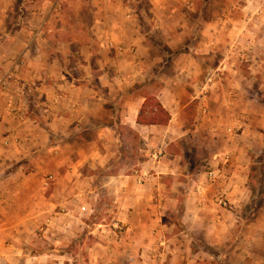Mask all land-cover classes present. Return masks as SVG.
I'll return each instance as SVG.
<instances>
[{
  "label": "rangeland",
  "instance_id": "374dc122",
  "mask_svg": "<svg viewBox=\"0 0 264 264\" xmlns=\"http://www.w3.org/2000/svg\"><path fill=\"white\" fill-rule=\"evenodd\" d=\"M40 1L44 7L48 5L41 14V24L44 20L48 24L52 16H74L83 10H74L78 0ZM167 1L177 6L165 11V24L155 21L156 12L147 7L149 0H131L137 8L129 4L113 8L116 20L112 19L103 34L129 38L120 42L118 38L109 39L107 43L112 53L125 50L129 54L132 49L130 58L136 55L137 64L132 65L131 73L135 85L127 91L136 102L152 95L175 105L178 116L172 124L176 131L168 134L170 138L165 133H151L148 140L123 135L118 151L113 147L111 169L93 172L130 183L135 180L132 175L138 177L136 171H147L144 176L151 184L147 191L149 212L146 216L136 214L134 223L145 220L159 227L161 238L169 242L166 250L165 246L161 250L167 256L166 263L172 249L180 247L182 251L189 246L191 256H185L181 264H264V0ZM110 10L103 14L111 15ZM8 12L12 17L6 31L19 27L11 20L28 14L25 6ZM95 16L100 13L93 8L79 13L81 24H89L88 31ZM67 19L74 26L75 22ZM46 24L42 28L48 34L52 25ZM111 32L114 34L109 35ZM138 38L143 45H131ZM204 108L207 112L201 115ZM5 138L0 136V264H134L117 249L118 243L131 239H127L129 224L120 212L116 214L110 208L122 205L123 199L109 202L107 196L101 200L95 192L85 201L75 199L69 215L60 210L55 211L57 215L52 213L48 199L54 190V177L63 176V164L74 161L76 153L67 150L58 161H52V166L59 169L46 186L51 172H47L42 157L29 153L23 160L9 159L13 157L3 146ZM159 149L164 150L159 161L165 166H152L151 156ZM215 165L222 171L219 181L209 186L212 204L202 214L190 202L193 219L189 224L196 233H188L178 223L184 208L183 185H176L172 191L165 185L173 179L189 181L190 177L206 183L216 179L208 175ZM81 167L70 170L67 176L74 180L89 172ZM230 179L235 185L232 198L229 190L225 191ZM168 192L175 198L166 197ZM141 238L133 239L138 242ZM44 251L52 256L30 260ZM152 254L155 250L150 246L147 256ZM139 256L137 253V261Z\"/></svg>",
  "mask_w": 264,
  "mask_h": 264
},
{
  "label": "crops",
  "instance_id": "0c3cea01",
  "mask_svg": "<svg viewBox=\"0 0 264 264\" xmlns=\"http://www.w3.org/2000/svg\"><path fill=\"white\" fill-rule=\"evenodd\" d=\"M133 3L131 0H78L74 10L77 12L80 7V10H83H79L76 15L52 16L47 19L48 24L45 20L41 24V14L48 5L44 7L40 0H30L26 3L20 0H0V80H4L7 72L14 70L11 79L4 80V91L0 88V136L5 135L4 140L17 139L16 143L3 145L4 148H9L8 154L13 157L9 159L23 160L29 153L37 154V158L42 157L47 172H51L46 179V186L56 179L52 184L53 193L48 199L52 213L60 210L64 212L63 215L71 214L72 202L75 199L85 201L90 193V196H93L98 192L101 200L107 196L109 202L116 199V202L120 203L121 198L124 200L122 205L110 208L112 212H120V215L125 217L123 221L129 224L127 239H131L127 243H118L117 249L123 250L122 256L126 254V261H132L134 264H165L167 256H163L161 250L163 246L166 250L169 242L161 238L159 227L150 226L145 220L134 223L136 214L146 216L149 212L147 207L150 195L147 191L151 184L147 183L144 176L147 171L141 170L140 174L136 171L138 177L132 175L135 180L130 183L120 177L98 176L93 172L96 169H111L110 161L115 155L113 147L116 146L117 150L118 146H121L120 138L123 135L134 134L148 140L151 133H165L168 136L176 131L175 124H172L174 116H178L176 106L162 97L156 98L169 114L167 125H140L136 122L144 97L136 102L127 91L128 87L135 85L131 73L134 71L132 65L137 64L136 55L135 58H130L134 55L131 53L132 49L129 54H126L125 50L112 53L108 49L109 39L112 41L118 38L103 34L104 28L112 23V19L116 20L113 8L121 7V4L133 7ZM24 6L28 10L27 17L14 18L11 21L19 27L6 31V26L11 23L8 18L10 20L12 17L8 11L21 10ZM173 6L176 7L177 3L175 5L167 0H149L147 7L151 12H156V22L165 24L168 14L165 11ZM88 8L96 9V13H100V16H95V23H92L90 31L89 24L82 25L79 18V13ZM105 10H110L111 15H104L103 12H107ZM67 18L75 22L74 26L70 25ZM45 24L52 25L48 34L42 28ZM95 27H98L99 31L95 32ZM112 34L114 32L109 35ZM131 38L134 39L133 36ZM120 39L125 41L129 38L123 34ZM132 43L131 45L138 47L143 45L141 38L132 40ZM99 45L102 48H99ZM206 112V108L202 109L201 115ZM67 150L76 153L78 157L63 164L66 169L62 177L53 178V172L57 171L59 166L58 169L52 166V161H58L60 154ZM162 150L152 154L149 161L152 166L156 163L163 165L159 161L165 148ZM227 161L229 160H224L225 163ZM80 166L87 167L89 172L74 180L67 176L70 170H77ZM221 171L217 165L213 166L208 173L216 177L210 179L212 182H198L190 177L189 181L179 183L173 179L165 185L167 190L171 191L176 185H183L181 201L184 208L180 212L178 223H181L186 232L196 233L195 228L189 224L193 219L190 202L193 201L196 212H207L212 204L209 186L219 181ZM163 183H166L165 180ZM160 186L161 184H158V189H161ZM234 186L230 179L225 190H229L230 198ZM150 194L155 195L153 191ZM165 195L175 198V195L169 192ZM98 227L105 225L99 224ZM135 237L142 238L135 242ZM149 240L151 243H147ZM150 246L155 250V254L148 257ZM188 247L184 246L182 251L180 247L172 249V256L166 264L183 263L185 256L186 259L191 256ZM107 248L104 246V249ZM137 253L140 255L139 261ZM50 254L45 251L37 253L30 260L41 261L42 257L52 256ZM197 255L198 253L194 254Z\"/></svg>",
  "mask_w": 264,
  "mask_h": 264
},
{
  "label": "trees",
  "instance_id": "16d2710c",
  "mask_svg": "<svg viewBox=\"0 0 264 264\" xmlns=\"http://www.w3.org/2000/svg\"><path fill=\"white\" fill-rule=\"evenodd\" d=\"M169 121L168 112L162 107L155 96H144V102L137 115L136 122L140 125L165 126Z\"/></svg>",
  "mask_w": 264,
  "mask_h": 264
},
{
  "label": "built area",
  "instance_id": "2783aa9c",
  "mask_svg": "<svg viewBox=\"0 0 264 264\" xmlns=\"http://www.w3.org/2000/svg\"><path fill=\"white\" fill-rule=\"evenodd\" d=\"M15 68H17V66H15ZM13 73H14V70L11 72H7L6 75L3 77V79L4 80L11 79V77L13 76ZM4 80H2V79L0 80V88H2V89H5V86H6ZM12 142L16 143L17 139H15V138L6 139V140H4L3 145L8 146V145L12 144ZM211 175H212V173H211ZM219 204H221L222 206H226V203L223 201H219ZM120 230H121V228H120Z\"/></svg>",
  "mask_w": 264,
  "mask_h": 264
}]
</instances>
